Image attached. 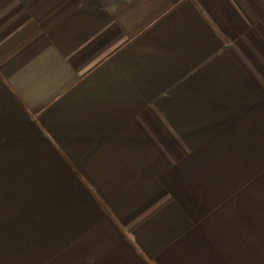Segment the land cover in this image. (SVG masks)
<instances>
[{
    "label": "crops",
    "instance_id": "crops-1",
    "mask_svg": "<svg viewBox=\"0 0 264 264\" xmlns=\"http://www.w3.org/2000/svg\"><path fill=\"white\" fill-rule=\"evenodd\" d=\"M0 264H264V0H0Z\"/></svg>",
    "mask_w": 264,
    "mask_h": 264
}]
</instances>
